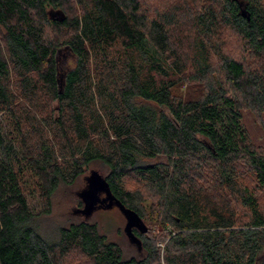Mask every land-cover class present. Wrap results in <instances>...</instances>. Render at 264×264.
Listing matches in <instances>:
<instances>
[{
    "label": "trees",
    "instance_id": "trees-1",
    "mask_svg": "<svg viewBox=\"0 0 264 264\" xmlns=\"http://www.w3.org/2000/svg\"><path fill=\"white\" fill-rule=\"evenodd\" d=\"M244 110L264 113V0H0V264H264ZM95 163L147 228L136 257L88 221L50 236L30 205L27 185L49 203Z\"/></svg>",
    "mask_w": 264,
    "mask_h": 264
},
{
    "label": "rangeland",
    "instance_id": "rangeland-1",
    "mask_svg": "<svg viewBox=\"0 0 264 264\" xmlns=\"http://www.w3.org/2000/svg\"><path fill=\"white\" fill-rule=\"evenodd\" d=\"M173 0H145L146 5L151 10L159 7H170ZM230 34H227L229 36ZM230 48L239 51V43L233 36H229ZM59 63L64 68H72L75 65V57L63 49L59 56ZM243 123L248 131L252 143L264 150V113H255L251 110L243 111ZM92 171H97L102 177L107 176L106 168L101 164H92L73 184H60L53 193L51 201L48 203L41 195L40 190L36 189L34 183L26 186L31 193L27 194L30 205L35 213L42 214L40 224L42 230L50 236L55 237L58 229L68 227L72 223L88 221L99 226L102 233L106 234L110 241L117 243L124 258L136 257L142 252V248L132 243L125 232L127 220L117 207L108 208L107 205L97 207L87 217L80 211L84 209V204L78 197V193L87 186L86 178ZM131 186L138 187V184L130 182ZM146 194H148L146 192ZM155 202L152 199L144 203L145 223L149 228L145 239L149 241L159 240L158 246L164 247L168 239L163 241L167 233L160 225V220L155 211ZM235 208V205H233ZM242 212L240 206H236ZM64 264H90L85 258L78 255H71L65 260Z\"/></svg>",
    "mask_w": 264,
    "mask_h": 264
},
{
    "label": "water",
    "instance_id": "water-1",
    "mask_svg": "<svg viewBox=\"0 0 264 264\" xmlns=\"http://www.w3.org/2000/svg\"><path fill=\"white\" fill-rule=\"evenodd\" d=\"M243 15L246 14L243 12ZM87 186L78 193V197L84 204V209L80 212L85 216H89L97 207L107 205L108 208L117 207L127 220L125 232L132 243H136L140 248V240L134 233V229L146 232L147 228L137 214L127 209L118 199L111 193L110 187L104 177L97 171H92L86 178Z\"/></svg>",
    "mask_w": 264,
    "mask_h": 264
}]
</instances>
